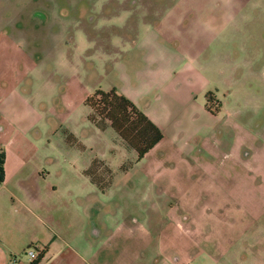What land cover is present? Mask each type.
<instances>
[{
  "label": "rangeland",
  "instance_id": "1",
  "mask_svg": "<svg viewBox=\"0 0 264 264\" xmlns=\"http://www.w3.org/2000/svg\"><path fill=\"white\" fill-rule=\"evenodd\" d=\"M0 39L19 42L37 65L21 110L29 142L25 160L38 170L27 184L55 186L43 198L34 229L11 235L18 239L5 250V264H29V253L37 257L45 246L42 264H85L71 247L82 250L99 229L103 238L110 234L116 216L131 221L144 214L147 199L159 192L186 197L215 184L220 195L247 198L249 211L264 210L258 206L264 204V0H0ZM117 39H157L167 53L190 52L199 63V89L205 91L184 102V114L173 109L180 111L178 129L190 134L199 126L201 142L198 135L189 141L193 150L165 141L138 160L110 127L90 122L89 95L132 87L133 72L104 56L140 60L144 54L121 49ZM204 105L215 119L193 112L192 106ZM178 138L182 144L188 137ZM93 161L103 188L83 174ZM13 204V211L25 213ZM143 249L141 241L133 252ZM121 254L111 250L107 258L114 263Z\"/></svg>",
  "mask_w": 264,
  "mask_h": 264
},
{
  "label": "crops",
  "instance_id": "2",
  "mask_svg": "<svg viewBox=\"0 0 264 264\" xmlns=\"http://www.w3.org/2000/svg\"><path fill=\"white\" fill-rule=\"evenodd\" d=\"M162 27L161 24L157 25L150 32L156 34ZM146 28L150 26L146 25ZM117 40L116 44L121 49L127 47L135 52L140 48L144 53L140 60L136 56L124 59V53L115 59L105 55L104 62L115 61L125 71L133 72L131 88H122V91L117 90V87L111 89L128 98L163 133V139L148 153L159 148L165 141L181 149L193 150L189 141L197 139L196 135L199 137V126L190 134L178 129L181 125L178 113L181 111L184 114L188 110L182 106L193 93L205 91V88L199 89V63L188 58L190 52H172L176 56L167 53L158 45L157 39L141 42L137 39ZM155 47L162 52L156 53ZM31 60V54L19 42L0 39V154L3 155L0 180V264H5L3 256L7 247L10 248L9 245L18 239L11 235L17 231L20 234V228H25V231L27 228L34 229L39 220L38 212L43 211L44 196L52 195L55 189V186L49 189L27 184L32 174L38 171L25 160L29 142L22 127L24 118L21 110L27 103L25 94L28 93V77L37 71V65ZM175 108L182 109L173 114ZM192 110L198 115L203 114L208 122L215 119L207 105L200 109L192 106ZM180 134L188 137L182 144L178 138ZM85 177L91 182L89 177ZM193 186L199 188V184L193 183ZM205 188L198 195L190 194L186 197H170L159 192L147 199V211L144 214L131 221L128 217L116 216L112 218L114 222L110 234L103 238L106 232L103 233L102 229L94 234L88 233L89 238L84 241L82 250L75 246L71 250L85 264H264V249L261 246L264 243V210L258 207L254 212L249 211L251 203L247 198L239 196L234 199L228 192L220 195L222 187L215 184ZM13 202L24 207L25 213L13 211ZM262 205L259 200L258 206ZM26 215L30 219L23 218ZM24 220L31 222L25 225L21 223ZM141 241L143 253L134 254V249L141 246ZM115 249L122 254L120 259L112 263L107 253ZM145 250L148 253L150 251L152 256L147 258ZM81 251H84V255ZM87 258L94 263L87 261ZM146 259H150V262Z\"/></svg>",
  "mask_w": 264,
  "mask_h": 264
},
{
  "label": "trees",
  "instance_id": "3",
  "mask_svg": "<svg viewBox=\"0 0 264 264\" xmlns=\"http://www.w3.org/2000/svg\"><path fill=\"white\" fill-rule=\"evenodd\" d=\"M207 96L210 101V93ZM84 104L90 109L88 115L90 122L101 130L110 127L122 142L136 153L138 160H141L163 139L161 130L128 98L115 89L108 91L98 89L85 99ZM2 163L3 155L0 154V180ZM98 164L97 161H93L83 174L89 177L92 183L103 188L105 186L101 182L103 177L101 179L102 175L96 173L95 167ZM46 252L47 246L38 252L31 264H40Z\"/></svg>",
  "mask_w": 264,
  "mask_h": 264
},
{
  "label": "built area",
  "instance_id": "4",
  "mask_svg": "<svg viewBox=\"0 0 264 264\" xmlns=\"http://www.w3.org/2000/svg\"><path fill=\"white\" fill-rule=\"evenodd\" d=\"M29 258H30V262H29V264H31V263L36 259V257H35V255H34L33 252H30V253H29Z\"/></svg>",
  "mask_w": 264,
  "mask_h": 264
}]
</instances>
